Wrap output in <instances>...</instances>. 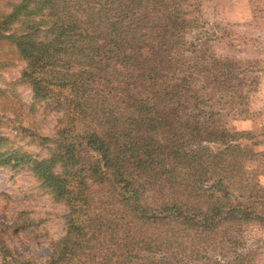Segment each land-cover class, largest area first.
Listing matches in <instances>:
<instances>
[{"label":"trees","instance_id":"1","mask_svg":"<svg viewBox=\"0 0 264 264\" xmlns=\"http://www.w3.org/2000/svg\"><path fill=\"white\" fill-rule=\"evenodd\" d=\"M241 27L206 20L197 0L0 8V64L4 49L18 54L34 102L67 116L55 137L35 134L44 156L0 130V166L33 174L68 208L38 264H225L214 252L245 221L264 222L226 181L259 154L230 128L260 82L258 58L239 54L255 40Z\"/></svg>","mask_w":264,"mask_h":264},{"label":"rangeland","instance_id":"2","mask_svg":"<svg viewBox=\"0 0 264 264\" xmlns=\"http://www.w3.org/2000/svg\"><path fill=\"white\" fill-rule=\"evenodd\" d=\"M19 0H0L9 8ZM200 13L220 24L241 23L254 42L241 47L239 54L259 60V87L251 94L248 117L230 122L233 131L245 132L242 140L252 145L258 156L238 170L230 169L227 183L235 194L243 195L252 211L264 216V0H197ZM7 61L0 64V130L12 146H24L34 155H47L40 137H55L67 116L57 102L35 103L28 84L20 80L26 63L9 48ZM8 58V59H7ZM35 134L40 135L36 137ZM49 145V144H48ZM68 208L57 202L33 174L0 166V237L10 251L0 264H38L52 254L51 243L66 231ZM238 240L214 252L225 264H264V222L245 221Z\"/></svg>","mask_w":264,"mask_h":264}]
</instances>
